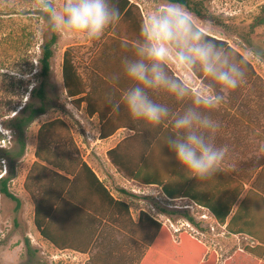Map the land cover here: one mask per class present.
<instances>
[{"label": "trees", "instance_id": "1", "mask_svg": "<svg viewBox=\"0 0 264 264\" xmlns=\"http://www.w3.org/2000/svg\"><path fill=\"white\" fill-rule=\"evenodd\" d=\"M112 2L120 8L121 20L108 28L100 41L106 37L102 48L111 47L115 50L114 56L108 60L109 64L122 68V58L133 54L131 44L138 38L143 14L140 6L131 0ZM173 2L184 5L200 20L224 25L208 9V0ZM261 27H264V3L253 16L246 36L251 37ZM209 37L232 50L238 59L244 58L225 39L211 34ZM57 39V34L53 33L39 45L38 69L31 76L38 82L32 85L30 80L19 79V87L7 91L4 104L7 109L0 112V118L4 119L1 126L10 133L12 139L10 146L0 143V196L15 201L17 208L21 207L22 202L11 191V183L16 176V164L26 152L28 130L40 115L46 113L43 105L46 99L45 81L51 72ZM124 41L128 42L129 48L122 47ZM77 49L74 45L67 46L62 53V84L71 104L78 109L86 104L85 112L90 117L94 113L91 107L94 95L87 91V83L81 71L82 62L77 59ZM96 56L98 57V49ZM88 59L90 61L87 67L92 70L95 63L93 53ZM100 71L103 72L101 69ZM250 71H253L252 66L247 61V73ZM18 90L19 94L14 100ZM34 99L41 104L36 106ZM17 106H20L19 109H16ZM109 135L102 127L100 138L104 139ZM1 139L3 140L0 134V141ZM116 152L117 147L108 151L107 157L119 174L144 185L160 186L166 199H186L198 209L206 210L229 235L248 239L244 253L254 258L256 264H264V162L258 166L260 170L253 180L248 176L240 178L225 168L208 180L198 181L187 172H181L185 171L181 165L171 169L169 175L162 179L154 180L146 177L143 169L125 167L117 158ZM3 164L6 172L3 171ZM23 190L31 201L33 223L37 232L59 250L69 249L81 253L88 251L96 233L88 232L92 225V220L88 219L90 216L98 215V226L105 221L122 235V245L105 254L98 253V260L92 259L88 264H216V255L212 254L206 260V247L191 235L181 233L178 240H174L167 228L145 211H140L135 220L127 200L115 198L94 170L83 161L71 129L62 118L55 117L39 124L33 161L25 175ZM88 192L98 200L97 208L83 201L89 198ZM119 192L131 196L124 189ZM66 206L72 208L71 217L79 219L73 222L70 238H55L51 229ZM184 215L189 222L198 225L189 213Z\"/></svg>", "mask_w": 264, "mask_h": 264}, {"label": "rangeland", "instance_id": "2", "mask_svg": "<svg viewBox=\"0 0 264 264\" xmlns=\"http://www.w3.org/2000/svg\"><path fill=\"white\" fill-rule=\"evenodd\" d=\"M131 1L141 7L143 15L162 2V0ZM262 3L264 0H208V9L224 25L200 20L193 15L198 26L217 38L225 39L252 66L253 71L247 73L246 82L229 91L226 95L228 100L225 101L227 103L222 106L225 108L223 115L225 128L230 130L228 140L230 168L226 169L240 178L248 176L252 177V180L260 170L258 166L264 162V60L249 59L246 53L249 49L264 53V27L257 28L251 37H247L246 33ZM32 5L33 0H0V112L7 109L4 107L7 91L19 87V79L30 80L32 85L38 82L31 76L38 69L39 45L44 38H49L54 33L49 30L41 14L33 11ZM57 36L51 72L45 81L46 99L43 105L46 113L40 115L30 126L27 132L26 152L16 164V176L11 183V191L21 200L22 205L17 208L15 201L0 196V264H68L67 256L52 254L50 247L40 237L33 223L31 201L23 190L25 175L33 161L36 130L39 124L55 117L65 119L68 121L67 123L64 120L71 129L79 154L81 150L84 156L88 155L90 158L93 154L97 155L98 150L100 152L97 138L93 134L94 129L89 127V133L81 129L83 124L88 122L85 108L78 109L71 104L65 94L61 76L62 53L67 46L74 45L78 48L77 59L82 62L81 71L87 87L92 86L96 76L87 66L90 61L88 58L94 51V41L80 39L65 41L58 34ZM17 92L14 100L19 90ZM33 102L36 106L41 104L37 99ZM3 120L0 118V134L3 138L0 143L3 146H10L11 135L1 126ZM76 125H79V128ZM87 150H90V153ZM105 171L111 177V181L106 180L110 190L117 198L127 200L135 220L140 211H145L161 222L174 240H178L181 233L191 235L206 247V260L212 254L216 255V264L228 262L256 264L255 259L248 257L243 251L249 240L229 235L224 227L216 224L206 210L197 207L193 210L184 209V206L192 203L186 199L168 201L159 186L130 182L112 168H105ZM262 178L264 179V176ZM120 189L126 190L131 196L120 193ZM185 213H189L198 225L189 222ZM203 215H207V218L203 219ZM106 239L109 240V237Z\"/></svg>", "mask_w": 264, "mask_h": 264}, {"label": "clouds", "instance_id": "3", "mask_svg": "<svg viewBox=\"0 0 264 264\" xmlns=\"http://www.w3.org/2000/svg\"><path fill=\"white\" fill-rule=\"evenodd\" d=\"M32 8L65 41H97L121 20L120 8L112 0H33ZM122 47L129 48L128 42ZM131 49L132 56L121 62L129 87L120 100L109 96L107 103L113 111L123 104L133 120L153 128L170 121L174 135L165 143L178 163L198 181L214 177L222 171L229 149L215 143L221 125L210 113L225 102L229 91L246 82L247 59H238L210 38L192 13L173 0H162L146 12ZM246 57L260 61L264 53L249 49ZM160 92L187 101L183 111L174 113L153 99L152 94Z\"/></svg>", "mask_w": 264, "mask_h": 264}, {"label": "crops", "instance_id": "4", "mask_svg": "<svg viewBox=\"0 0 264 264\" xmlns=\"http://www.w3.org/2000/svg\"><path fill=\"white\" fill-rule=\"evenodd\" d=\"M103 40L100 41L99 39L98 41H94L95 47L93 56H95V63L92 73L95 74L94 76H96V79H94L92 86L87 88V91L91 93V95H94L93 102L91 103L94 113L90 117H88L86 114V119H88V122L93 124V126L86 122L87 124H83L81 127V129H84L86 133H89V127L94 129L93 134L97 138L99 145L98 149H100V152L98 150L97 155H91V159L88 158V155L84 156L81 153V150L80 155L83 161H85L94 170L98 178L109 190L110 188L107 185L106 180L108 182L111 181V177L108 176L105 168H112L114 170L115 167L107 157V152L116 147V156L125 167H137L143 169L145 170L146 177L149 176L148 178L160 180L164 176L169 175L171 169L179 167L180 165L177 163L175 154L165 143V139L168 136L174 135L172 133L173 129L171 122L165 121L159 127L153 128L150 125H146L142 121L133 120L129 116L123 104H121L119 111L112 110L111 105L107 103V98L112 96L115 100H120L123 91L129 87L130 82L123 76L121 67L117 66L116 68V66L109 64L108 60L114 56L115 50L111 47L102 48L104 43ZM97 45L98 57L96 56ZM100 48L102 49L101 54ZM99 68L103 72H101ZM113 75H119L120 79L118 81H114L112 79ZM152 95L153 99L159 103L166 104L174 113L182 112L183 108L187 104V101H176L167 93L160 92ZM226 100L228 99L226 98ZM226 103L224 102L221 106L210 113L211 117L218 121L221 125L215 133V143L217 146L227 145L229 149L225 161L221 165V169H225L226 167L230 168V143L228 141L230 130L225 128V116H223L225 108L222 107ZM81 108H86V104H82ZM65 121L68 123L67 120ZM76 127L79 128V125H76ZM102 127L105 129V132L110 133V135L104 139L100 138ZM151 138L154 139L151 140ZM87 151L90 153V150ZM181 168L183 169L182 166ZM97 169L100 172L97 171ZM181 172L184 173L186 171ZM130 182L141 184L133 180H130ZM152 186L156 187L157 185ZM110 192L115 198H117L111 190ZM88 196L89 198L87 200L84 199L83 201H86V204L89 206L94 205L97 208L98 200L93 198L90 192H88ZM66 207L67 208H64L59 213L60 219H58V222L55 223L51 229L55 238H70L72 236L73 222L79 219L71 217L73 216V213L70 212V209L72 208L70 206ZM88 219L92 220L90 223L92 225H90L88 228V232L95 231L96 233L87 252L81 253L69 249L59 250L54 245L42 238L47 246L50 247L52 254L67 256L69 260L66 262L68 264H88L92 259L94 260L97 258L98 260V253L105 254L109 250L112 251L119 245H122V235L118 233V231L113 228L112 225L107 224L104 221L98 226V215L90 216ZM107 236L109 237V240L106 239ZM96 245H98V247Z\"/></svg>", "mask_w": 264, "mask_h": 264}, {"label": "built area", "instance_id": "5", "mask_svg": "<svg viewBox=\"0 0 264 264\" xmlns=\"http://www.w3.org/2000/svg\"><path fill=\"white\" fill-rule=\"evenodd\" d=\"M166 200H168V201H173V200H170V199H166ZM194 207H196V206L193 205V204H191V205H186V206H184L183 208H184V209H191V210H193ZM202 217H204L203 219H206V218H207V215H203Z\"/></svg>", "mask_w": 264, "mask_h": 264}]
</instances>
